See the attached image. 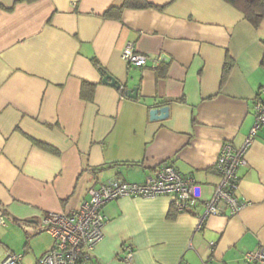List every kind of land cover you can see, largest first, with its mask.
I'll return each mask as SVG.
<instances>
[{
	"label": "crops",
	"instance_id": "0c3cea01",
	"mask_svg": "<svg viewBox=\"0 0 264 264\" xmlns=\"http://www.w3.org/2000/svg\"><path fill=\"white\" fill-rule=\"evenodd\" d=\"M19 1L0 0V263L19 255L36 264L52 244L40 229L46 213L78 208L90 188L113 179L143 183L162 164L194 178L207 201L222 144L240 147L254 124L264 22L254 28L223 0H144L153 7L125 9L118 20L103 15L123 0ZM127 43L163 63L128 67ZM92 58L118 89L101 82ZM83 82L96 84L90 102L80 98ZM132 89L135 99L126 97ZM164 107L167 117L151 120ZM238 176L246 206L234 216L221 206L225 215L199 230L203 205L176 215L162 196L108 203L93 263L246 264L247 253L264 251V127Z\"/></svg>",
	"mask_w": 264,
	"mask_h": 264
},
{
	"label": "built area",
	"instance_id": "2783aa9c",
	"mask_svg": "<svg viewBox=\"0 0 264 264\" xmlns=\"http://www.w3.org/2000/svg\"><path fill=\"white\" fill-rule=\"evenodd\" d=\"M121 59L128 67L145 68L149 62L154 66L163 63L159 55L151 59L135 52L131 43H127ZM254 124L240 147L232 143L222 144L216 159L214 170L219 178L211 197L202 201L201 188L194 178L183 176L169 164H162L153 175L143 183H126L113 179L92 187L87 191V200L78 208L65 213H46L40 222V229L48 234L52 244L50 249L36 264H86L96 245L104 236V227L109 222L102 213L105 205L119 199H153L166 197L170 209L176 215H192L199 205H203V213L198 217L197 229H201L206 218L225 215L234 216L246 203L238 195V170L245 166V155L257 132L264 127V85L258 90L252 108ZM0 216V225H3ZM123 258L125 263L132 260V250L126 248ZM246 264H262L263 249H256L244 256ZM0 264H21L19 255H9ZM187 264V263H183Z\"/></svg>",
	"mask_w": 264,
	"mask_h": 264
},
{
	"label": "trees",
	"instance_id": "16d2710c",
	"mask_svg": "<svg viewBox=\"0 0 264 264\" xmlns=\"http://www.w3.org/2000/svg\"><path fill=\"white\" fill-rule=\"evenodd\" d=\"M36 0H20L19 2H27L32 3ZM225 3L239 11L244 19L252 25L254 28H258L259 25L264 22V0H223ZM153 6L149 3H146L144 0H123L122 4L118 7L112 6L108 8L103 17L109 19H120L121 12L125 9H147L152 8ZM93 66L101 73L102 77L107 73L102 69L99 63L95 58L91 59ZM264 65V63H263ZM232 67V63L229 59H226L223 66L222 71V80L223 83ZM96 88V84H91L87 82H83L80 89V98L85 101H92L94 90ZM34 143L41 149L48 151L50 153L56 154L57 152L51 147L44 145L42 143L34 141ZM14 222L21 227V225L14 220ZM27 244V243H26ZM86 264H95L92 261L91 256L88 258V262Z\"/></svg>",
	"mask_w": 264,
	"mask_h": 264
},
{
	"label": "water",
	"instance_id": "95a60500",
	"mask_svg": "<svg viewBox=\"0 0 264 264\" xmlns=\"http://www.w3.org/2000/svg\"><path fill=\"white\" fill-rule=\"evenodd\" d=\"M103 84L108 85L110 87H114V88H119V83L117 81H115L111 76H109L108 74L104 75L102 77V81ZM136 89H132L129 92H127V98L129 99H135L136 97ZM167 117V108L164 107L160 110H152L150 112V118L151 120H156V119H164Z\"/></svg>",
	"mask_w": 264,
	"mask_h": 264
},
{
	"label": "rangeland",
	"instance_id": "374dc122",
	"mask_svg": "<svg viewBox=\"0 0 264 264\" xmlns=\"http://www.w3.org/2000/svg\"><path fill=\"white\" fill-rule=\"evenodd\" d=\"M18 237L19 233L11 232V230H9L6 234V239L9 240V242H11L12 244H18Z\"/></svg>",
	"mask_w": 264,
	"mask_h": 264
}]
</instances>
